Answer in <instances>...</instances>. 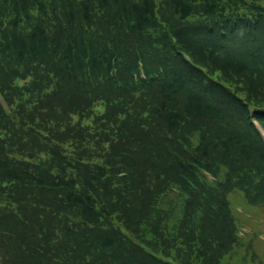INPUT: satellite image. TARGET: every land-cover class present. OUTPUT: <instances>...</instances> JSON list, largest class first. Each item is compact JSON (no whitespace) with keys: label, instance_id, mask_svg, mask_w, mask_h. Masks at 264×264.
Segmentation results:
<instances>
[{"label":"trees","instance_id":"1","mask_svg":"<svg viewBox=\"0 0 264 264\" xmlns=\"http://www.w3.org/2000/svg\"><path fill=\"white\" fill-rule=\"evenodd\" d=\"M252 118L261 0H0V264H264Z\"/></svg>","mask_w":264,"mask_h":264},{"label":"rangeland","instance_id":"2","mask_svg":"<svg viewBox=\"0 0 264 264\" xmlns=\"http://www.w3.org/2000/svg\"><path fill=\"white\" fill-rule=\"evenodd\" d=\"M260 1V0H259ZM261 2L262 3H264V0H261ZM99 108H101V107H99ZM72 121H75L74 119H72ZM241 193V192H240ZM241 196L243 197V194L241 193ZM231 203H232V205H233V202H232V199H231ZM247 212H249V211H247ZM230 264H241V262L240 261H238V259L235 257V258H233L232 260H231V263Z\"/></svg>","mask_w":264,"mask_h":264}]
</instances>
